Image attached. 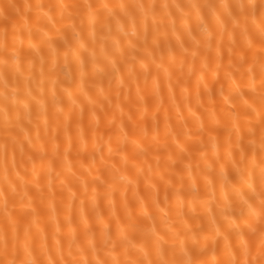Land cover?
Returning a JSON list of instances; mask_svg holds the SVG:
<instances>
[{"label": "snow or ice", "instance_id": "1", "mask_svg": "<svg viewBox=\"0 0 264 264\" xmlns=\"http://www.w3.org/2000/svg\"><path fill=\"white\" fill-rule=\"evenodd\" d=\"M109 65L121 89L118 65L127 68V131L103 103L110 88L87 83ZM0 115V264H264V0H10L0 5ZM141 182L147 193L130 199ZM37 199L51 202L47 214Z\"/></svg>", "mask_w": 264, "mask_h": 264}, {"label": "bare ground", "instance_id": "2", "mask_svg": "<svg viewBox=\"0 0 264 264\" xmlns=\"http://www.w3.org/2000/svg\"><path fill=\"white\" fill-rule=\"evenodd\" d=\"M8 2H10V0H0V5L6 4ZM11 2H16V3H20V4H23L25 2L48 4V3H74V2H77V0H11ZM112 2L118 3V2H121V0H112ZM123 2L131 3V2H136V0H123ZM143 2H146V3H164V2H168V3H185V4H187V3H205V2L220 3V2H226V0H143ZM191 24H192L193 28L196 27L197 21H196L195 17H193V19L191 21ZM116 31H117L116 25H115V23H113V32L115 33ZM71 35H72L71 31H69L68 32L69 38H71ZM85 35H87V30H85ZM184 38L185 39L187 38L186 34H185ZM172 42L175 43V39L174 38H173ZM108 48H109V50H111V41L108 42ZM97 49L99 50V45H97ZM115 58L118 59V57H115ZM226 62L227 61L225 60V63ZM61 63H63V61H61ZM118 67H120L121 70H122L119 75H121L122 78L124 79V85H123L122 89H121V86L119 85L118 80L115 79V78H113L111 80V86H109V76L112 75V71H111V66L110 65L108 66L107 71H106V73L103 76H95L94 79L90 78L87 83H88L89 86H91L93 83H95L96 85L104 87L105 90H106L105 95H109V88H110V98L112 100V105L108 106L107 100H103V97H100V99L103 100V103L105 104L106 107H108V110H109L110 113L113 110H115L116 124L117 125H120L122 121H123V123L125 125H128V127H126V129H125L127 131L130 128V124H129V121H128V115L130 114L129 113L130 103H129V101L125 100L124 97H125V94L128 92V79H127L128 73H127V68L124 67L123 65H118ZM88 71H89V74H90V77H91V73H92L91 64H89V66H88ZM72 72H73L74 75H77V82H78V74L76 73L74 66H73ZM60 75H61V78H63L64 73L61 72ZM220 77H221V82L224 83L225 89H227L228 83L224 79L223 70L220 72ZM140 83H141V87H143V78L142 77H141ZM65 86H67V85H65ZM216 87L219 88L220 85L217 84ZM135 88H136V86L133 83L132 87H131L132 103L133 104L136 101ZM117 91H121V96L119 97V100H117V98H116ZM90 94L95 98L96 95H97V89L93 88L92 92ZM192 94H193V104H195V84L194 83H193V86H192ZM177 97H178V103H181V105H183L184 102L180 98L179 90H177ZM81 99H83V97H81ZM203 99L205 101V106L206 107H211V105L207 104V94L206 93L204 94ZM217 101H218V106H219V104L222 103V101H220L219 96H217ZM117 103H120L121 107L123 108L122 120H121V112L119 111V109L115 108V105ZM165 103H167V93H166V91H165ZM133 111H135V109H133ZM193 111H196L195 107L193 108ZM201 111H202V109H201ZM183 114L187 118L186 127L188 129H191L192 131H195L196 127H197V121L193 117H191L189 115V113L187 112V109H183ZM199 114L200 113L197 112V115H199ZM134 119H139V112H135ZM149 122H150V114H149ZM205 122L207 123V120ZM171 123L173 124L174 127L177 128V130L180 129L181 126L177 123V119H176V116H175V110H173V113H172V121H171ZM2 126H3V117H2V115H0V128H2ZM161 129L163 131V122L162 121H161ZM42 130H43V125H42V121H41V131ZM101 131L103 132V136H104L103 143L105 145L104 151L106 153L107 152V141H108V129H107L106 125L103 124V123L101 124ZM111 133H112L113 147H114L115 146V142H116V137L119 134V129L117 127L113 126L111 128ZM32 135L35 136V128H33ZM180 139H181V142H183V140L185 138L183 137V135H181ZM205 139H207L206 136H205ZM89 149L91 150V133H89ZM129 150H131V149H129ZM49 151H50V148H49ZM209 155L211 156V150H209ZM70 159H71V157H70ZM19 161H20V157H19V154H17V162L19 163ZM186 162L187 161H185V163ZM209 162H211V160H209ZM27 167L30 169L31 168V164L29 163L27 165ZM53 167L56 170H59L60 169V162L56 161L54 163ZM19 170L21 171V174H23V170H24L23 166H21V168ZM11 175L14 178L15 177V171H13L11 173ZM2 183H3V170H2V165H0V184H2ZM198 187L203 192V182H202V180H201V183L198 185ZM57 193H58L57 199H59V184H58V182H57ZM146 193H147V190L145 189V185L143 184V182H141V184L139 186V192L136 193L135 189H131V190H129L128 196L131 199V198H133L134 194L139 195V196H143ZM29 194L30 195H35L34 192L29 193ZM66 195H67V193L65 192V196ZM164 196H165L164 185H163V183H161L159 185V197H160V200L162 202L164 200ZM170 197H171L170 207L173 208L172 215L174 216V214H175L176 196L172 195L170 193ZM117 200H119V196H117ZM51 206L52 205H51L50 201H46L45 204L41 205L40 201L38 199L36 200V203L32 205V207L37 208L38 212H41L43 214H47V212H48V210L50 209ZM161 206L163 207V203H162ZM0 211H2V208H0ZM113 227H115V225H113Z\"/></svg>", "mask_w": 264, "mask_h": 264}]
</instances>
